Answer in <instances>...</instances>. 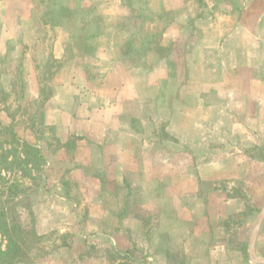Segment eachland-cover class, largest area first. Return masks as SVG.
Returning a JSON list of instances; mask_svg holds the SVG:
<instances>
[{
    "label": "crops",
    "instance_id": "1",
    "mask_svg": "<svg viewBox=\"0 0 264 264\" xmlns=\"http://www.w3.org/2000/svg\"><path fill=\"white\" fill-rule=\"evenodd\" d=\"M39 1L0 0V52L7 43L47 41L28 34ZM52 1L69 15L52 26L51 57L75 64L57 69L43 99V124L59 147L24 136L46 163L34 201L38 232L84 241L90 251L70 264H115L96 250L128 257L121 264H264V218L254 238L264 209V0L148 4L171 20L160 43L176 45L183 29L191 33L176 96L167 70H154L155 83L146 84V69L126 63L123 48L135 36H99L116 31L98 21L102 4L116 15L129 0ZM89 26L95 33L78 37ZM82 42L96 45L92 57L104 69L79 63L91 64L74 48ZM58 247L60 259L46 264H69L70 248Z\"/></svg>",
    "mask_w": 264,
    "mask_h": 264
},
{
    "label": "rangeland",
    "instance_id": "2",
    "mask_svg": "<svg viewBox=\"0 0 264 264\" xmlns=\"http://www.w3.org/2000/svg\"><path fill=\"white\" fill-rule=\"evenodd\" d=\"M152 1L129 0L131 6H128V10L126 12L115 11L116 15L113 12H107V6L105 7L102 2V10L97 12V15L100 17L98 21L103 26L105 24V27L107 23H114L116 31L109 30L110 32H107V29L103 28L99 36H105L107 33L112 36L113 34L115 36L119 35L118 37L127 34L135 36V41L126 44L125 48H123V51L127 52L126 55L129 58L126 63L129 67L141 66V68L146 69V84L155 83L157 77L151 74V72L160 68L167 70L171 75L169 77L165 76V78L171 80L173 92H175L186 82L184 73L191 61L185 59V55L189 54L186 52L185 42L191 33L183 29L181 36L185 37V39L176 45L160 43L165 32L169 29L171 20L162 6V11L159 13L153 14L148 11V4H151ZM197 1L198 4H205L207 2L206 0ZM215 1L220 3L224 0ZM135 3L143 5L140 6L145 9L143 13L137 11ZM36 7L39 9V12H35V25L33 29H29L30 32L28 34L39 36L40 38L46 37L47 41L33 45L7 43L1 46L0 205L5 207L8 219L11 217L15 218L22 228L31 235V249H28L19 264H46V259L51 256H53L55 261H58L60 259L58 246L61 245L65 249L70 248L65 255L66 260L69 262L73 259V263H75L77 258H82L86 254V251H90L87 247L85 248L86 251H83L84 241L76 242L74 237L58 235L57 233L43 235L36 229L35 216L39 208H35L34 201L37 196L41 195L40 191L45 181L44 164L46 163L39 158H35V156H38L37 151L34 152L35 156L32 155L34 157L29 156L26 158L23 155L22 144L24 141L26 142L24 136L27 134L39 138L42 142H46L51 150L59 147L55 141L53 131L43 124V99L48 98L52 93L49 88L55 85L57 69L61 68L63 63H66V65L75 64L74 60L68 59L64 62L51 57V38L57 35L52 26H55V23L59 21V17H67L69 10L64 6H60V2L55 3L52 0H41L37 3ZM45 22L50 27H45ZM122 28L124 31L121 32ZM125 31L127 32L126 34ZM1 33L0 29V35ZM94 33L95 29L89 26L83 29L78 34V37L85 39V37H89ZM96 35L98 36V34ZM23 36L22 30L17 28V40L22 41L21 37ZM4 37L6 39V36ZM74 48L76 52L85 54L91 58V64L87 62L90 59L87 61L83 59L79 63H85L88 67H103V69L106 67L104 61L101 63L99 58L97 61L92 57L96 48L95 44L82 42L79 45H75ZM4 51H6L5 55L3 54ZM27 53L28 56H26ZM134 55L139 56L141 60H134ZM160 57L162 58L161 63L159 61ZM97 62H100L99 66ZM137 78L135 75L131 76L133 80H137ZM141 78L142 76H140ZM176 95H178V92L173 93V96ZM167 137L169 138V135ZM35 148L39 150L38 147ZM6 153H9V156L7 159H4ZM239 190L241 193H245L243 188H238L237 191ZM260 207L264 208V203ZM261 208L258 210V216L263 209ZM6 244L5 237L0 233L2 250L5 249ZM77 248H80V253L77 251ZM96 252L99 258H107L109 263L121 264L119 261H127L126 259L128 258L124 257L121 253L110 252V250H96ZM240 252L242 254L244 252L245 255V246L241 247ZM43 261L45 262L43 263Z\"/></svg>",
    "mask_w": 264,
    "mask_h": 264
},
{
    "label": "trees",
    "instance_id": "3",
    "mask_svg": "<svg viewBox=\"0 0 264 264\" xmlns=\"http://www.w3.org/2000/svg\"><path fill=\"white\" fill-rule=\"evenodd\" d=\"M22 146L23 155L26 158L32 155L35 156L34 152L37 151L38 156H35V158L43 160L37 148L25 141ZM8 156L9 153H6L4 159H7ZM5 211V207L0 205V233L7 241L4 250L1 249L0 245V264H19L21 259L26 255L28 249H31V235L22 228L15 218L11 217L8 219V213Z\"/></svg>",
    "mask_w": 264,
    "mask_h": 264
},
{
    "label": "water",
    "instance_id": "4",
    "mask_svg": "<svg viewBox=\"0 0 264 264\" xmlns=\"http://www.w3.org/2000/svg\"><path fill=\"white\" fill-rule=\"evenodd\" d=\"M263 218H264V209H263V211H262V213H261V215H260L259 223H258V226H257V228H256V230H255L254 238H255L256 235H257V232H258V230H259V227H260V224L262 223ZM258 262H259V263H264V262H262V261H260V260H258Z\"/></svg>",
    "mask_w": 264,
    "mask_h": 264
}]
</instances>
